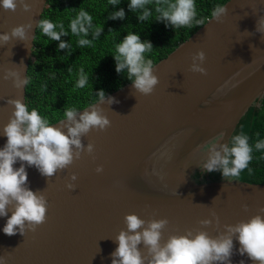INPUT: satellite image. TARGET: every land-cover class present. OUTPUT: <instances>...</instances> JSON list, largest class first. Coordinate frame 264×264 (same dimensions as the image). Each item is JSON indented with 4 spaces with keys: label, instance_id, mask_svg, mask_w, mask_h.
I'll return each instance as SVG.
<instances>
[{
    "label": "water",
    "instance_id": "obj_1",
    "mask_svg": "<svg viewBox=\"0 0 264 264\" xmlns=\"http://www.w3.org/2000/svg\"><path fill=\"white\" fill-rule=\"evenodd\" d=\"M27 2L30 12L0 6V33L33 22L27 41L0 45V148L7 141L3 125L14 107L7 99L25 103V87L16 89L11 80H4V69L20 67L27 77L31 36L46 0ZM223 5L228 8L223 23L211 16L153 64L159 83L151 95L136 92L132 81L106 95L119 102L101 104L111 121L107 130L82 137L85 146L94 143L92 155L82 154L51 178L25 162L28 187L44 190L49 202L47 219L36 232L8 236L3 227L12 212L0 217V255L7 256V264H111L118 246L113 239L126 228V213L145 220L166 217L163 244L170 234H185L186 229L215 237L225 231V224L247 221L264 207V183L201 179L208 175L203 164L210 145L229 142L246 111L258 107L264 96V34L255 31L264 16V0H227ZM199 49L206 55V76L189 70L191 55ZM64 118L51 124L59 126ZM97 165H103V172L95 171ZM73 172L76 188L69 190L65 184ZM205 218L213 223L200 224ZM233 244L232 264H254L246 253L239 254L235 237ZM138 248L146 251L142 242Z\"/></svg>",
    "mask_w": 264,
    "mask_h": 264
},
{
    "label": "clouds",
    "instance_id": "obj_2",
    "mask_svg": "<svg viewBox=\"0 0 264 264\" xmlns=\"http://www.w3.org/2000/svg\"><path fill=\"white\" fill-rule=\"evenodd\" d=\"M119 2L120 0H109L113 6ZM152 2L153 0H130L128 7L133 12L141 10L137 16L138 20L145 21L152 15L146 7ZM155 4V11L160 14L157 20L164 21L166 26L190 28L194 23L195 25L203 23L202 20L196 19L195 0H155ZM0 6L12 12H15L18 6L23 12H30L32 8L27 0H0ZM227 13L226 5L217 4L211 16L213 20L223 23ZM109 18L124 19V9L120 8ZM92 21V16L81 8L70 22L71 33L81 37L78 41L81 47L92 44L91 40L84 38L93 29ZM36 26L50 40L58 41L59 49L68 48V43L61 39L62 36L68 35L62 23L57 25L49 19H40ZM32 27L33 22L29 20L12 27L10 32L0 33V45L8 44L13 39L27 41ZM57 27L60 31L56 30ZM101 31L102 28L96 27L93 36L98 37ZM255 31L264 34V16L258 18ZM31 39H34L33 35ZM250 47L254 48L252 45ZM152 49L151 41H142L137 33L129 31L116 45L113 55L116 72L127 70V78L132 81L133 89L144 96L151 95L159 83L153 61L145 58V53L151 52ZM191 60L189 66L191 72L205 76L208 74L207 69L203 67L206 55L202 49L192 54ZM20 65H23V62ZM3 79L11 80L16 89L24 88L29 82L25 75H21L20 67L4 69ZM87 83L88 76L81 69L76 86L83 88ZM97 94L98 102L82 112L75 108H67L64 112L65 118L58 123L59 126H53L36 108L29 111L22 99H7V104L14 107L8 122L3 125L2 131L7 141L3 148H0V217L8 216V212H12L3 227L6 235L36 232L38 226L44 224L47 219L49 202L44 190L34 192L28 187L25 162L27 166H35L42 176L51 178L58 171L68 168L75 160L81 159L82 154L94 153V143L89 141L85 146L82 137L87 136L92 130L99 132L107 130L111 126V121L101 104L111 105L119 102L114 97L106 96L103 89ZM248 141L249 137L242 131L232 136L230 143L211 144L203 171H220L224 181L239 178L252 159L253 149ZM255 148L264 149V140L258 141ZM18 160L21 162L20 167L14 168L13 165ZM95 171L103 172V165H97ZM76 180L77 174L71 173L65 187L74 190L76 184L73 182ZM242 207L247 210L248 205ZM261 213H264V207L247 221L225 224L223 226L225 231L219 232L215 237L204 230H197L194 233L192 229H186L185 234H170L163 244L162 230L169 223L166 217L145 220L136 213H126L124 216L126 228L120 229L113 239L114 242H118V246L111 253V264H216V262L232 264L230 257L233 255L234 237L239 241L240 255L246 253L254 264L255 262L264 264V215ZM212 217L219 224V217L214 211ZM199 223L207 226L211 225L213 220L205 218ZM141 242L146 251L138 248ZM0 264H7L6 255H0ZM240 264H244V261H240Z\"/></svg>",
    "mask_w": 264,
    "mask_h": 264
},
{
    "label": "trees",
    "instance_id": "obj_3",
    "mask_svg": "<svg viewBox=\"0 0 264 264\" xmlns=\"http://www.w3.org/2000/svg\"><path fill=\"white\" fill-rule=\"evenodd\" d=\"M226 1L195 0L196 19L203 23H194L190 28H173L157 20L160 14L155 11V0L146 6L152 15L145 21L138 20L141 10L133 12L129 9L130 0H120L116 6L109 0H46L40 19H49L57 25L62 23L68 35L61 39L69 46L59 49L58 41L50 40L41 29L36 28L27 69L29 82L25 85V104L29 111L36 108L50 123L64 118L67 108L78 111L92 104L99 99L97 92L101 89L107 95L131 81L127 78V70L116 72L113 58L116 45L129 31L137 33L142 41H151L153 49L145 53V58L151 59L154 64L202 26L217 4L223 5ZM81 8L93 18V29L84 37L92 44L84 47L78 43L81 37L73 35L70 29L71 20ZM120 8L124 9L125 18L110 19V15ZM96 27L103 29L98 37L93 36ZM56 30L60 31L59 27ZM81 69L88 76V83L83 88L76 86ZM242 131L249 137L253 151L248 167L237 179L264 183V149L255 148L258 141L264 140V96L259 107L247 110L232 136ZM208 175L213 180L222 178L220 171H212Z\"/></svg>",
    "mask_w": 264,
    "mask_h": 264
},
{
    "label": "flooded vegetation",
    "instance_id": "obj_4",
    "mask_svg": "<svg viewBox=\"0 0 264 264\" xmlns=\"http://www.w3.org/2000/svg\"><path fill=\"white\" fill-rule=\"evenodd\" d=\"M233 135V134H232ZM232 135H231V137H232ZM231 137H230V139H229V143L231 142ZM210 172H208V174H209ZM202 180H213V178L212 177H209V175L208 176H206V177H204V176H202V178H201Z\"/></svg>",
    "mask_w": 264,
    "mask_h": 264
}]
</instances>
